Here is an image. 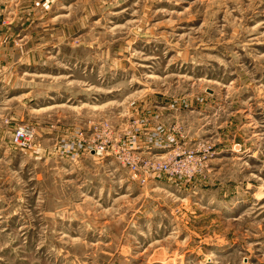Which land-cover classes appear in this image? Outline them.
I'll use <instances>...</instances> for the list:
<instances>
[{"label": "rangeland", "instance_id": "1", "mask_svg": "<svg viewBox=\"0 0 264 264\" xmlns=\"http://www.w3.org/2000/svg\"><path fill=\"white\" fill-rule=\"evenodd\" d=\"M11 68L0 264H264V0H0Z\"/></svg>", "mask_w": 264, "mask_h": 264}, {"label": "built area", "instance_id": "2", "mask_svg": "<svg viewBox=\"0 0 264 264\" xmlns=\"http://www.w3.org/2000/svg\"><path fill=\"white\" fill-rule=\"evenodd\" d=\"M17 133H19V136L20 137H27L28 134H29V131L25 128V127H19L18 130H17ZM154 136H155V142L158 144V145H164L165 146V143L164 142V135L162 133V129L160 126H157V129L154 133ZM19 137L15 136V140H17ZM164 146H161L159 148H164ZM103 149V146L102 145H98V144H94L93 147L90 148V151L93 152L94 154H99V152ZM148 152L149 154L151 155H154V156H160L159 153H157V150H151V151H146Z\"/></svg>", "mask_w": 264, "mask_h": 264}, {"label": "crops", "instance_id": "3", "mask_svg": "<svg viewBox=\"0 0 264 264\" xmlns=\"http://www.w3.org/2000/svg\"><path fill=\"white\" fill-rule=\"evenodd\" d=\"M15 69L14 68H11L10 69V72H7L5 74V77L4 78H1L0 79V92L1 90L3 89L4 91L7 90V91H12V90H15V88L19 87L18 83L16 84H13V77H12V74H15ZM16 86V87H15Z\"/></svg>", "mask_w": 264, "mask_h": 264}]
</instances>
